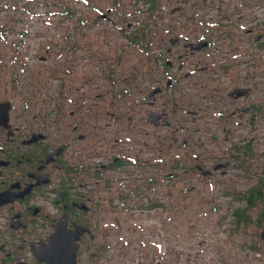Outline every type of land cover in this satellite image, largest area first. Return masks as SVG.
<instances>
[{
    "label": "flooded vegetation",
    "instance_id": "obj_1",
    "mask_svg": "<svg viewBox=\"0 0 264 264\" xmlns=\"http://www.w3.org/2000/svg\"><path fill=\"white\" fill-rule=\"evenodd\" d=\"M202 2L216 3V16L173 22L157 17V31L136 29L125 36L119 30L125 42L118 45L116 63L94 66L98 77H74L69 98L60 86L63 102L0 99V264H46L40 256L50 236L58 233L55 245L62 246L77 232L76 264H114L111 253L117 264H171L172 192L183 199L197 190L188 184H227L224 177L237 162L245 181L255 180L258 200L264 199V152L253 175L248 145L218 142L205 160L197 151L205 132L215 144L219 136L226 142L262 110L249 102L255 89L249 64L252 40L264 55V0ZM65 14L57 22H113L108 8L95 17ZM251 25L262 29L255 32ZM62 36L74 52L73 35ZM128 46L147 62L142 70L140 60L130 73L117 65ZM191 59L196 62L189 70ZM93 86L94 103L88 95ZM256 189L241 198L246 207L254 206L256 200L247 198ZM260 212L264 246V206ZM157 215L158 232L165 233L158 256L151 250L160 237Z\"/></svg>",
    "mask_w": 264,
    "mask_h": 264
},
{
    "label": "rangeland",
    "instance_id": "obj_2",
    "mask_svg": "<svg viewBox=\"0 0 264 264\" xmlns=\"http://www.w3.org/2000/svg\"><path fill=\"white\" fill-rule=\"evenodd\" d=\"M105 8L112 12L111 23L99 19L83 24L57 22V18L66 16L65 10L73 12L75 17L85 18L100 16V13H105ZM176 8H180L182 13H172ZM199 16H216V3L212 6L202 0H0V99H44L49 103L59 98L63 102V96L57 91L60 86L65 97L69 98L74 93V77L85 72L98 77L94 66L116 63L118 57L115 52L119 51L118 45L125 42L121 31L125 36L136 29L139 32L147 28V32H152L160 25L157 17H165L164 20L173 22L180 17ZM128 22L132 23V29ZM251 26L255 32L261 28L259 25L256 26L259 28ZM62 35H73L77 46L72 47L76 49L74 52L70 47L72 41H63ZM251 42L253 55L249 64L252 67L249 83L255 89L249 102L257 107L261 105L262 110L252 116V123L241 133L230 135L226 142L222 141L224 137L219 136L218 132L219 139L215 140V144L207 137L208 132H205L203 143L197 151L205 160L208 155L216 153L218 142L223 147L238 145L240 149L248 145L253 155L249 162L253 164L251 171L254 175L257 174L254 171L259 170L256 159L258 157V161L262 162L261 155L264 152V66L260 64L264 55L259 53V48L255 49L253 40ZM130 48L128 46L122 50L126 55L123 56L125 60L117 63L127 73L136 70L139 60V70L147 63ZM41 57L45 61H40ZM189 61V70H192L196 60ZM241 70L242 66L236 68L237 79L243 75ZM261 70L263 74L255 76ZM92 80L96 82V79ZM200 93L207 92L201 90ZM96 94V86H93L88 92L92 103ZM211 117L210 122L217 117L216 113L211 114ZM244 122L247 125L248 121ZM196 124L202 126L201 121ZM238 164V168H232L224 177L228 185L216 184L213 180L202 185L194 182L188 186H197L196 192L186 193L183 199L172 192L171 264H264V246L259 239V218L264 199H257L252 208L246 207L241 198H246L248 190L257 187L254 179L245 181L243 175H240L239 172H243L244 168ZM246 174L249 175V172ZM157 201L164 202L162 199ZM237 210H243L247 222H237ZM155 225L160 237L154 238V248L151 250L158 256L163 255L165 235L163 229L158 232V225H162L158 215ZM254 247L258 250L255 251ZM112 258L114 264H117L111 253V263ZM160 264H164L163 259Z\"/></svg>",
    "mask_w": 264,
    "mask_h": 264
},
{
    "label": "water",
    "instance_id": "obj_3",
    "mask_svg": "<svg viewBox=\"0 0 264 264\" xmlns=\"http://www.w3.org/2000/svg\"><path fill=\"white\" fill-rule=\"evenodd\" d=\"M7 109L5 110L6 113ZM78 233V232H77ZM77 233H72L66 244L55 245L58 233L49 238V245L41 251V261L46 264H76L77 258ZM264 233L261 234V237ZM60 239V238H59ZM39 258V257H38Z\"/></svg>",
    "mask_w": 264,
    "mask_h": 264
},
{
    "label": "trees",
    "instance_id": "obj_4",
    "mask_svg": "<svg viewBox=\"0 0 264 264\" xmlns=\"http://www.w3.org/2000/svg\"><path fill=\"white\" fill-rule=\"evenodd\" d=\"M152 7H153V6H152ZM65 11H66V10H65ZM67 15L72 16L71 13H68ZM261 194H262L261 191H260L259 188L257 187L256 190H253V191H252V193H251V195H250L251 197H250V198H247V202H248V203H252V202H254L255 200H257V199L260 198ZM248 199H249V200H248ZM235 217H236L237 222H240V221H245V222H247L246 217L243 216V210H237V211L235 212ZM253 249H254L255 251L258 250L256 247H254Z\"/></svg>",
    "mask_w": 264,
    "mask_h": 264
}]
</instances>
